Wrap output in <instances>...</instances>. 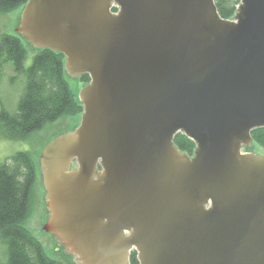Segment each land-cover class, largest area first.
<instances>
[{"label":"water","instance_id":"1","mask_svg":"<svg viewBox=\"0 0 264 264\" xmlns=\"http://www.w3.org/2000/svg\"><path fill=\"white\" fill-rule=\"evenodd\" d=\"M6 31L90 79L39 156L71 263L264 264V156L242 152L264 128V0L231 19L213 0H28Z\"/></svg>","mask_w":264,"mask_h":264},{"label":"trees","instance_id":"2","mask_svg":"<svg viewBox=\"0 0 264 264\" xmlns=\"http://www.w3.org/2000/svg\"><path fill=\"white\" fill-rule=\"evenodd\" d=\"M28 0H0V15H6ZM222 19H231L239 0H213ZM115 11V9H114ZM31 64L24 66L27 50L23 40L14 34H0V87L19 82L15 110L0 103V139L21 142L64 117L80 115L76 99L65 77L64 56L48 48L34 49ZM84 85L87 74L78 77ZM252 145L264 151V128L250 132ZM174 146L191 157L196 144L182 133L173 138ZM247 152L248 148H243ZM36 166L32 153L20 150L0 164V264H60L50 259L40 242L24 224L31 214L35 195ZM129 264H138L131 251Z\"/></svg>","mask_w":264,"mask_h":264},{"label":"rangeland","instance_id":"3","mask_svg":"<svg viewBox=\"0 0 264 264\" xmlns=\"http://www.w3.org/2000/svg\"><path fill=\"white\" fill-rule=\"evenodd\" d=\"M23 8L24 6L6 15H0V34H14L6 30L9 28V26L12 24L14 19ZM17 36L22 39L20 35ZM22 40L27 50V57L24 61V66L28 67L31 64L32 55L34 54L35 50L27 41H25L24 39ZM65 77L68 81L70 89L74 93L76 99L80 102V90L83 89L84 84L79 81L78 76L71 77L65 72ZM19 84V82L9 84L7 79H4L0 87V103L5 109L10 112H13L15 110L16 102L18 99ZM80 122L81 114L73 117H64L59 119L54 124L48 126L44 130L31 135L24 141L12 142L0 139V164L4 162L7 157L11 156L17 151L28 150L32 153L37 172L34 190L35 195L32 202L31 214L26 220L24 226L32 234V236L40 242L47 256L50 259L59 262L60 264L73 263H71L61 253L59 247L57 246L52 235L46 227L45 197L39 156L45 142L78 127L80 125ZM244 147L245 146H243V148ZM246 148H248L247 153L264 156V151L255 144H250V148ZM242 152H245L244 149H242ZM72 164H74V162L69 166L70 171L76 169L75 164ZM1 252L2 251H0V253Z\"/></svg>","mask_w":264,"mask_h":264},{"label":"built area","instance_id":"4","mask_svg":"<svg viewBox=\"0 0 264 264\" xmlns=\"http://www.w3.org/2000/svg\"><path fill=\"white\" fill-rule=\"evenodd\" d=\"M239 4H240V0H239L238 4L236 5V9H237V7H238ZM235 12H236V10H235Z\"/></svg>","mask_w":264,"mask_h":264},{"label":"flooded vegetation","instance_id":"5","mask_svg":"<svg viewBox=\"0 0 264 264\" xmlns=\"http://www.w3.org/2000/svg\"><path fill=\"white\" fill-rule=\"evenodd\" d=\"M75 164V166H76V168H77V165H76V163H74ZM74 164H72V165H74Z\"/></svg>","mask_w":264,"mask_h":264}]
</instances>
